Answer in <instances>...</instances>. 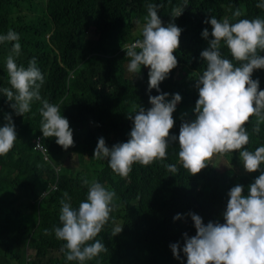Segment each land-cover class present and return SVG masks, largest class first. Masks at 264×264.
I'll return each mask as SVG.
<instances>
[{
    "label": "trees",
    "instance_id": "obj_1",
    "mask_svg": "<svg viewBox=\"0 0 264 264\" xmlns=\"http://www.w3.org/2000/svg\"><path fill=\"white\" fill-rule=\"evenodd\" d=\"M187 2L182 15L174 20L182 29L180 46L174 52L178 64L160 83L161 91L152 89L149 93V68L141 66L140 73L129 72L130 58L126 51L119 49L125 42L142 39L138 24L146 23L148 4L162 5L157 11L164 23L171 18L172 9L182 7L185 0H46L43 18L34 21H27L22 14L24 3H28V10L36 9L29 0H0V35L11 29L20 37V54H13L16 63L27 68L34 57L44 75L41 99L33 100L30 111L24 115H17L10 106L15 101H8L0 93V127L7 122L5 115L10 113L17 133L13 148L6 156H0V244L6 245L7 252L18 256L19 264L27 263V248L34 251L32 264H80L66 259L67 250L63 247L66 242L56 238L54 229L62 226L59 216L63 193H68L73 208L86 200L88 185L82 184L84 178L90 182L95 179L116 193L109 221L97 237L89 241L100 240L107 251L84 264H187L183 251L181 259H176L170 248V244L177 242L183 247L185 232L189 236L196 235L194 222L187 214L200 215L205 224L209 221L225 223L222 214L230 189L240 184L244 186V194H248L252 177L233 169L218 170L207 162L209 164L198 174L188 173L179 161L178 139L170 141L165 159L148 166L134 163L127 178L114 173L106 158L92 159L96 164L93 172L84 167V159L94 154L100 137L105 138L109 147L130 139L133 121L129 119V112L134 106L137 110L139 106L150 108V95L163 92L182 96L173 113L175 123L170 130V135L178 138L182 123L195 119L194 110L189 111L188 107L195 105L199 98L196 79L206 69L201 52L209 46L202 31L207 28L211 33L212 28L204 21L213 16L221 21L228 19L230 23L240 19H264V9L257 7L264 0ZM238 8L242 15L235 17L233 14ZM212 38L210 35L209 39ZM12 43L0 44V89L11 87L6 58L12 54ZM221 52L224 58L232 59L223 42ZM232 62L237 64L235 60ZM182 66L189 72L179 77ZM252 78L259 79V89L264 90V69L254 70ZM166 99L171 100L172 95ZM43 100L57 105L60 114L69 120L74 145L67 152L79 160L80 167L58 155L64 148L56 143L55 137H43L39 111ZM180 106L182 117L178 115ZM256 123L253 116L246 124L250 136L246 148L253 152L264 146V123L260 124L258 133L253 131ZM39 136L46 142L52 161L63 167L58 189L40 202L31 203L26 201L29 192L38 197L57 178L52 162L44 160L34 149ZM169 165H176L177 172H169ZM37 209L39 212L24 217L23 210ZM178 213L184 214L183 217L174 220ZM16 215L21 221L15 228ZM115 226H123V230L112 236ZM16 246L20 248L13 250Z\"/></svg>",
    "mask_w": 264,
    "mask_h": 264
},
{
    "label": "clouds",
    "instance_id": "obj_2",
    "mask_svg": "<svg viewBox=\"0 0 264 264\" xmlns=\"http://www.w3.org/2000/svg\"><path fill=\"white\" fill-rule=\"evenodd\" d=\"M188 4L185 0L182 7L173 8L171 18L164 23L157 11L162 5L148 4L142 39L125 42L119 49L120 52L126 51V56L130 58L129 72L140 73L141 66L149 68V93L152 89L160 92V83L178 64L174 52L180 46L182 29L174 20L182 15ZM257 7L264 9V2ZM233 15L240 17L241 10L238 8ZM204 22L210 23L212 28L211 33L207 28L202 31L209 46L201 52L206 69L196 79L199 98L194 108L195 119L182 123L178 138L170 135V130L175 123L173 113L182 96L161 92L149 96L150 108L139 106L137 110L134 106L129 112L133 126L127 142L109 147L104 137L98 139L93 157L106 158L109 167L121 178H127L134 163L148 166L156 160L165 159L170 141L177 139L179 161L191 175L204 169L214 155L235 150H239L247 172H255L264 165V146L254 152L246 148L250 141L246 124L250 118L255 116L257 119L254 132L258 133L260 124L264 123V90L259 89V79L252 78L254 70L264 69V55L260 54L264 53V19H240L230 23L228 19L221 21L213 16ZM210 35L212 39H209ZM19 39V34L11 29L7 34L0 35V44L14 42L12 54L6 58L11 87L0 89V93L8 101H15L10 106L17 115H24L30 111L33 100L41 99L44 75L34 57L27 68L18 66L13 54H20ZM222 42L230 52L231 60L223 57ZM169 95H172L171 100L166 99ZM39 111L43 137H55L56 143L65 150L73 146V130L69 120L60 114L59 107L43 100ZM4 119L7 122L0 127V156H6L17 139L12 115L6 114ZM43 144L50 156V161H46L52 162L57 177L43 192L44 197L58 189L63 166L52 161L46 142L43 141ZM40 145L38 143L36 147ZM34 149L44 155L41 150ZM168 171L176 173V165H169ZM82 184L88 185L86 200L78 208H73L68 193H63L59 216L62 226L54 229L56 238L66 242L63 245L67 250L66 259L79 261L80 264L107 251L100 240L89 241L94 240L109 221L116 196L114 191L106 189L95 179L90 182L84 178ZM228 196L230 198L222 214L225 223L209 221L205 224L200 215L194 212L187 214L194 222L196 235L189 236L185 232L182 248L178 242L170 244L176 259H181L183 251L187 264H264V172L250 184L247 195L244 194V186L237 184L230 189ZM183 215L178 213L173 219L179 220ZM122 230L123 226H115L111 235L115 236ZM32 258L27 256V263H31Z\"/></svg>",
    "mask_w": 264,
    "mask_h": 264
},
{
    "label": "rangeland",
    "instance_id": "obj_3",
    "mask_svg": "<svg viewBox=\"0 0 264 264\" xmlns=\"http://www.w3.org/2000/svg\"><path fill=\"white\" fill-rule=\"evenodd\" d=\"M29 1L35 5L36 9L34 10V12H32V11L28 10V3H24L22 5V11H23L22 14L24 15L25 19L27 21H34L35 18H37V19L43 18V9H44V5H45L46 0H29ZM143 26L144 25H142V24H138V27L141 29H143ZM188 72H189V69L186 66H182L178 71V76L181 77V76L187 74ZM177 106H179V103L177 104ZM194 108H195V105L189 106L188 110L193 111ZM175 111H177V110H175ZM178 113H179L178 114L179 117L183 116V108L181 106L179 107ZM32 155H35L37 157L38 153H35V154L33 153ZM58 155L60 157H62L64 161L68 162L71 165L78 166V167L81 166L79 160L72 153L67 152V150H65V149L60 150ZM93 156H94V154H92L89 157H86L83 161L84 167H86V169L90 172H93L94 169L96 168V164L91 162L92 159H95ZM208 162L212 165H215V167L218 170L233 169L236 172H240L244 175H248V176L252 177L249 180L248 185L253 183L255 181V179L261 174V172H264V165L261 166V169L257 170V171H259L258 174L256 173L257 171L251 172V173L247 172L244 169V166L241 162L240 153L235 152V151L229 152V153H226L223 155L216 154ZM0 171H1V168H0ZM42 198H43L42 194L39 195L38 197H34V196H32L31 192H29L28 198L26 199V201H30L31 203H38L42 200ZM21 202H23V201H21ZM39 209H41V208H39ZM39 209H37L35 211L23 210L24 217L25 216L28 217V215H33L34 213L39 212ZM43 209L44 208H42V210ZM20 221H21V218L18 215H16L14 218V223H13L15 228L20 223ZM19 248H20L19 246H16L15 248H13V250H18ZM27 256H29V258L33 257L34 251L30 248H27L26 257ZM18 262H19L18 256L14 255L11 252L10 253L7 252L6 251V245L0 244V264H19Z\"/></svg>",
    "mask_w": 264,
    "mask_h": 264
},
{
    "label": "built area",
    "instance_id": "obj_4",
    "mask_svg": "<svg viewBox=\"0 0 264 264\" xmlns=\"http://www.w3.org/2000/svg\"><path fill=\"white\" fill-rule=\"evenodd\" d=\"M134 43H135V42H134ZM134 43H133V44H134ZM38 143L41 144L40 147H36V145H37ZM35 148L38 149V150H41V151L44 153L43 156H44V159H45V160L50 161V156H49V154H46L47 149L45 148V146H44V144H43V141H42V137H41V136L37 137V139H36V144H35ZM55 187H56V186H55ZM27 264H31V263H27Z\"/></svg>",
    "mask_w": 264,
    "mask_h": 264
},
{
    "label": "bare ground",
    "instance_id": "obj_5",
    "mask_svg": "<svg viewBox=\"0 0 264 264\" xmlns=\"http://www.w3.org/2000/svg\"><path fill=\"white\" fill-rule=\"evenodd\" d=\"M229 1V0H228ZM236 1V0H235ZM251 1V0H250ZM258 2V1H257ZM194 3V2H193ZM196 5V4H195ZM235 5V4H234ZM56 6V5H55ZM201 6V5H200ZM207 6V5H206ZM214 6V5H213ZM252 5H249V7H251ZM253 8V7H252ZM255 8V7H254ZM4 10V9H3ZM213 10V9H212ZM5 11V10H4ZM196 12V11H195ZM198 13V12H197ZM2 15V14H1ZM195 16V15H194ZM196 16H197V14H196ZM203 16H204V14H203ZM198 18V17H197ZM110 28V27H109ZM186 30V29H185ZM186 33V32H185ZM177 87H178V85H177ZM181 87V86H180ZM182 89H183V87H181ZM174 90V89H173ZM180 92V91H179ZM109 98V97H108ZM184 98H185V96H184ZM103 100V99H102ZM128 119V118H127ZM131 127V126H130ZM125 135V134H124ZM107 163V162H106ZM104 166V165H103ZM101 168V167H100ZM106 169V168H105ZM181 181V180H180ZM173 188V187H172ZM171 188V189H172ZM27 190V189H26ZM196 190V189H195ZM174 191V190H173ZM163 193V192H162ZM187 194V193H186ZM191 195H193V194H191ZM195 196V195H194ZM197 197V196H196ZM161 198V197H160ZM184 198V197H183ZM188 198V197H187ZM193 199V198H192ZM174 200V199H173ZM199 200V199H198ZM167 201V200H166ZM167 203H169V202H167ZM191 225V224H190ZM184 229V228H183Z\"/></svg>",
    "mask_w": 264,
    "mask_h": 264
}]
</instances>
